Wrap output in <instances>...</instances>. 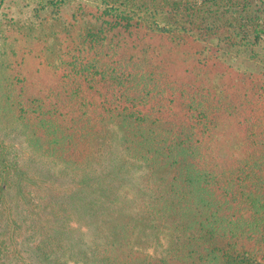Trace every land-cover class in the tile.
Wrapping results in <instances>:
<instances>
[{
	"label": "trees",
	"instance_id": "obj_1",
	"mask_svg": "<svg viewBox=\"0 0 264 264\" xmlns=\"http://www.w3.org/2000/svg\"><path fill=\"white\" fill-rule=\"evenodd\" d=\"M45 6L54 80L0 63V264H264V0Z\"/></svg>",
	"mask_w": 264,
	"mask_h": 264
},
{
	"label": "rangeland",
	"instance_id": "obj_2",
	"mask_svg": "<svg viewBox=\"0 0 264 264\" xmlns=\"http://www.w3.org/2000/svg\"><path fill=\"white\" fill-rule=\"evenodd\" d=\"M47 1L49 0H0V63L17 60L19 57L13 56L14 52H18L21 59L26 54L24 59L27 74L33 80L41 82L54 80L50 68L41 65V62L46 64L43 58L47 59L48 52L57 44L61 21L73 14L74 10L71 7L75 6L73 4L61 10L56 8L48 10L45 8ZM18 24L27 28L28 37L17 36L14 26ZM32 29L37 31L33 33ZM246 57L245 54L240 55L236 66L243 70H264V66L259 63H254V66L250 67L247 64L250 58ZM233 136L234 134L225 133L223 142L224 140L229 142Z\"/></svg>",
	"mask_w": 264,
	"mask_h": 264
}]
</instances>
